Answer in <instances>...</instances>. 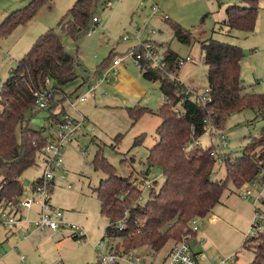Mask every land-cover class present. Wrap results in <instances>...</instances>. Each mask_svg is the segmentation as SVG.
<instances>
[{"label":"rangeland","instance_id":"374dc122","mask_svg":"<svg viewBox=\"0 0 264 264\" xmlns=\"http://www.w3.org/2000/svg\"><path fill=\"white\" fill-rule=\"evenodd\" d=\"M31 1L0 0V24L6 15L23 9ZM76 1H53L44 6L27 25L18 27L11 35L0 40V91L12 75L17 62L30 51L36 39L51 28H55L63 37L67 51L73 56H78L82 65V68L78 69L79 77L66 87V91L77 90L79 97L86 94L83 89L86 86L79 88L82 82L81 77L86 78V72H88L93 78L98 68L103 67L110 58L105 65L107 68L117 56L126 58L125 64H122V68L119 67V69L126 71L127 77L133 79L136 87L128 91L112 92V94L107 92L105 97L102 96L101 91L97 90L100 94L96 101L79 103L74 96L71 102L76 101L75 106L67 105V113L71 117L85 116L89 119L90 125L86 126L88 128L85 130L87 134L85 137L70 143L65 148L64 170L59 174L60 179H56L50 196L54 207L63 209L68 220L85 229L86 239L78 241L72 237L63 238L60 233L45 232L35 234L30 240L24 241L18 238L15 230L11 232L9 229H1L0 262L6 253L8 256L0 264H97L100 262V255L107 254L106 249L97 251L96 248L102 240L105 243L109 242L108 239H104L108 220L101 214L100 201L95 191L101 180L107 176L101 171H95L92 167V160L98 150H102L104 157L115 167L119 176L130 177L141 190H146L144 183L147 179L152 182L157 179L156 188L162 185L164 179L160 169L156 168L151 174H145V163L149 150L157 142L156 130L161 124V119L156 114H145L133 125L128 109L139 106L157 113L165 103V98L160 90L159 82L144 80L141 70L131 61L129 50L138 43L151 41L156 44L160 53L171 49L180 57L191 56L194 62L185 65L179 72V79L184 83L197 86L200 92L208 88V67L204 61L201 45L198 42L191 46L180 43L175 38L170 22L164 21L160 15L170 17V11L176 9L180 12L177 14L178 17L183 19L185 25L172 19L190 30L197 41H205L212 37L240 46L245 54L241 64L244 93L264 94V0H260L256 30L251 35L236 31L229 33L227 28L223 30L218 28L217 24L226 18L225 9L220 10L218 0H202L200 1L202 4L198 2L199 0H196L197 4L194 0H111L109 3L103 0L96 12V16L100 19L99 24L90 27L91 35L86 32L75 41L64 35L58 25ZM221 1L223 3L225 0ZM181 2L186 6L184 9L181 8ZM153 5L159 8L157 15H153L151 9ZM199 5L208 6L209 12H204L205 14L199 17ZM204 15L206 18L203 20ZM197 25L201 26L198 31L192 29ZM213 31L216 33L213 34ZM125 37L129 39L125 41ZM94 81L98 83L96 79H93L92 83ZM136 90L142 94L139 98L130 93H137ZM124 101H127V104ZM47 118L46 112L38 113L31 121L32 128L42 130L50 127L52 129L55 125L51 124ZM263 128L262 116L258 111L248 109L232 115L220 133L209 132L203 136L200 139L201 147L214 146L213 151L215 149L219 151L217 136L225 135L228 138V146L224 149V154L229 156L228 158H235L242 154L252 138L260 136ZM17 135L20 139L19 130ZM120 135L122 139L117 143L116 139ZM141 135H144L141 143L134 146L136 138ZM42 174V167L38 162L23 174L22 181L32 187ZM214 178L224 180L226 168L224 166L215 168ZM242 189L236 190L230 185L213 213L204 219L197 220L201 226L197 238L203 242L202 251L214 263L218 262L220 257L224 258L241 250L239 264H250L255 259L253 249H256L258 245L250 242V250L243 248L246 237L250 236V227L254 218V200L243 199ZM148 195L149 192L144 191L140 200L141 204L146 202ZM28 196L26 190L24 197ZM34 216L33 211L31 218ZM212 218L215 220L212 221ZM5 231L11 233L10 242L4 241ZM60 237L65 240L62 241ZM120 241H113L114 245L121 243ZM13 243L20 244V247L18 250L14 249L12 254L9 251ZM173 245L174 242L169 241L158 253L154 252L150 246H146L134 251L132 255L146 257L147 264H162ZM194 250L199 251L201 248L196 247ZM21 256L25 257L24 261H21ZM126 258L130 259V256ZM119 264L129 263L119 262Z\"/></svg>","mask_w":264,"mask_h":264},{"label":"trees","instance_id":"16d2710c","mask_svg":"<svg viewBox=\"0 0 264 264\" xmlns=\"http://www.w3.org/2000/svg\"><path fill=\"white\" fill-rule=\"evenodd\" d=\"M53 1L32 0L23 9L8 14L0 24V40L11 35L18 27L27 25L44 6ZM102 1L77 0L58 25L63 34L77 41L88 32ZM110 1L107 0V3ZM259 5L260 0H243L241 4L228 6L226 18L217 24L218 28H227L229 33L254 34ZM205 18L206 15L203 20ZM170 26L180 43L191 46L198 42L201 45L208 67L211 101L203 104L185 92L184 84L171 80L161 71L149 67L141 70L144 79L159 82L165 103L157 113L139 106L128 111L133 125L145 114H156L161 119L156 130L157 142L149 150L145 163V174L160 169L164 179L162 185L156 188L158 181L155 179L149 189L141 190L130 177L117 174L102 150H98L92 160L94 170L107 176L95 191L101 214L108 220L104 239H108L112 245L113 241L121 240L115 245L119 255H128L146 246L158 253L169 241L178 242L185 231L190 230L195 219H204L213 213L230 185L236 190L244 189L259 178L264 167V128L259 137L250 140L240 156L225 160L224 180L214 178V146H192L188 149L207 134L209 127L224 130L228 119L236 113L256 110L264 119V94L244 93L241 64L245 54L240 46L212 37L199 42L180 23L170 22ZM164 55L169 63L168 69L172 71L180 56L171 49ZM109 61L110 58L106 64ZM106 64L94 72L93 78L86 72L88 76L81 77L79 88L93 84V79L99 80ZM79 68H82L79 57L67 51L63 37L55 28H51L17 62L12 75L4 83L0 91V198L17 204L24 195L22 176L38 164L40 149L47 141L44 136L46 129H33L31 121L38 113L46 112L47 120L57 127L71 117L67 113V105L74 96L76 101L81 96L77 95V90L66 91V87L79 77ZM47 82L51 84L53 97L49 101V108L42 111L35 105L36 94L47 88ZM182 99L184 102H181ZM143 137L136 138L134 146L139 145ZM121 139L122 135L116 142L119 143ZM39 182L40 179L33 185ZM144 191L149 195L146 202L141 204ZM127 212L126 227L119 230L118 223ZM248 245L249 241L246 240L243 247ZM254 253L255 259L250 264H264V241Z\"/></svg>","mask_w":264,"mask_h":264},{"label":"built area","instance_id":"2783aa9c","mask_svg":"<svg viewBox=\"0 0 264 264\" xmlns=\"http://www.w3.org/2000/svg\"><path fill=\"white\" fill-rule=\"evenodd\" d=\"M153 15L159 13L157 5L152 6ZM164 21H169L168 15H160ZM100 19L94 16L91 26L99 24ZM94 30V29H93ZM88 35H91L89 29ZM129 38L125 37L127 41ZM131 50V51H130ZM129 50L130 58L133 65L140 70L144 67H149L151 70L161 71L171 80L178 81L184 84L179 79V72L186 64L194 62L191 56L180 57L176 63V68L172 71L168 69V61L164 53H160L156 44L151 41L138 43ZM126 58L117 56L105 68L100 76L99 82L89 89V91L78 98L79 102L85 103L88 97H95L97 94V86L100 83L111 84L118 76V68L125 64ZM184 90L188 94H192L193 98L199 99L203 104L211 101L210 90L206 88L204 92H200L198 88L184 84ZM51 84L47 82V88L36 94L35 105L38 109L45 111L49 108V101L52 99ZM181 102H184L182 99ZM74 107L76 102H69ZM89 120L82 116L80 118L67 117L65 123L59 125L47 137L46 144L40 149V154L44 159L43 174L40 182L37 185L30 187L24 185V193L27 190L28 197L22 196L17 204H12L0 198V230L9 229L11 232L15 230L18 238L28 241L35 234L52 232L60 233L62 236L72 237L78 241L86 239L85 229L78 224L68 220L65 212L62 209L56 208L51 203V188L54 186L56 179H60L59 174L64 170V152L65 148L73 142L78 141L85 136V130L89 126ZM220 133V130L209 127L208 132ZM219 142V151H212V156L216 159V168H221L225 164V160L229 156L224 154V149L228 146V138L225 135L217 136ZM192 146H201L200 139L196 140ZM63 178V177H62ZM145 189H149L152 185L151 180L145 181ZM241 196L246 201L254 200V218L250 227V236L246 240L255 245H260L264 241V167L261 169L259 178L250 182L244 190L241 191ZM35 212L34 218H31V212ZM118 223L119 230L126 227V218ZM195 219L192 222L190 230H186L181 239L174 243L167 258L162 264H239V258L242 253L238 251L234 254L221 258L218 262L210 261L204 251H202L203 242L197 238L201 230V226ZM215 218H212L214 221ZM172 227V225H169ZM14 234V233H13ZM249 246V245H248ZM243 247V248H247ZM199 247L201 250L195 251L194 248ZM97 251L106 249V255H100V262L103 264H119V262L129 264H147L146 257H135L132 253L128 255H119L115 251V245L105 243L104 240L97 245ZM18 249V246H17ZM255 249H253L254 251ZM126 256H130L127 259ZM22 259H25L22 256Z\"/></svg>","mask_w":264,"mask_h":264},{"label":"crops","instance_id":"0c3cea01","mask_svg":"<svg viewBox=\"0 0 264 264\" xmlns=\"http://www.w3.org/2000/svg\"><path fill=\"white\" fill-rule=\"evenodd\" d=\"M200 1H202V0H199L198 2L200 3V4H202V2H200ZM218 1H220V10H223V9H225V12H226V9H227V7L228 6H231V5H234V4H241L242 3V1L243 0H225L223 3H222V1L221 0H218ZM194 2H195V4H197L196 3V0H194ZM186 6H185V4L184 3H182L181 2V8L182 9H184ZM207 10V11H206ZM199 17L201 16V15H203V14H205L204 12H209V7L208 6H204V5H199ZM180 12L179 11H176V9L174 10V11H170V14H171V16L169 17V21L168 22H176V21H174V20H177V21H179V22H181L183 25H185V23H184V21H183V19H181L180 17H178V15L177 14H179ZM176 15H177V17H176ZM7 16V15H6ZM6 16H5V18H6ZM205 16V15H204ZM198 17V18H199ZM174 20H173V19ZM183 21V22H182ZM201 28V26H199V25H197L195 28H192V29H194V30H196V31H198L199 29ZM37 40V39H36ZM137 45V44H136ZM136 45H134V46H136ZM133 46V47H134ZM121 67V66H120ZM122 68V67H121ZM121 68L119 69L118 68V76L115 78V80H113L112 81V83L111 84H106V83H101L102 85H100L99 86V84H98V86H99V88H98V86H97V90H99V91H101L100 93H102V96H104L105 97V94H107V92L108 93H110V94H112V92H120V90H121V92H123V91H128L129 89H134V87H136V84L135 83H133V79H129L128 77H127V74H126V71L124 70V69H122L121 70ZM142 73V72H141ZM88 76V75H87ZM142 76H143V74H142ZM144 78V77H143ZM144 80H146V79H144ZM98 82H99V80H97ZM146 81H148V80H146ZM149 82H151V81H149ZM154 83V82H153ZM184 83V82H183ZM208 83V82H207ZM97 83L94 81V83L93 84H89L88 86H86V88H83V89H85V91H86V93L89 91V89L91 88V87H93V86H95ZM184 84H187V83H184ZM187 85H189V86H194L193 84H187ZM103 87V88H102ZM194 87H196V88H198L197 86H194ZM206 89V88H205ZM99 91L97 92V94H96V96L95 97H88V99L89 100H87L85 103H87L88 101H90V100H93V101H96L97 100V98H98V95L100 94L99 93ZM136 91H138V90H136ZM130 93H132V94H134L135 96L134 97H137V98H139L142 94L138 91L137 93H135V92H130ZM144 94V93H143ZM85 95V94H84ZM79 103H82V102H79ZM124 103H126L127 104V101H124ZM87 118V117H86ZM89 120V119H88ZM45 129H47V128H45ZM54 129H56V126L54 127V126H52V129L49 127L47 130H46V132H45V134H44V136L45 137H48L49 136V134L52 132V131H54ZM87 134H85V136H86ZM84 136V137H85ZM81 139V138H80ZM79 139V140H80ZM38 162H39V164L41 165V167H42V171H43V163H44V159H43V157L42 156H40L39 157V159H38ZM28 184V183H27ZM63 210V209H62ZM65 212V211H64ZM65 215H66V212H65ZM66 217H67V215H66ZM217 219V218H216ZM6 232V231H5ZM4 234H6V237L4 238V241H7V242H10V240L12 239V236H11V233L10 232H6V233H4ZM7 235H9V236H7ZM62 236V235H61ZM63 238H65V237H67V236H62ZM62 237H60L61 239H62V241L63 240H65V239H63ZM17 246H18V249H19V247H20V244H18V243H13V245H12V247H11V249H10V251H9V253H14V249H16V250H18L17 249ZM6 256H8V253H6ZM6 256H4L3 258H2V261L0 262V263H3L4 261H5V259H6ZM21 258V261H24L25 259H22V256L20 257ZM222 257H220L218 260H220ZM210 259V261H212V262H214L211 258H209ZM217 260V261H218Z\"/></svg>","mask_w":264,"mask_h":264},{"label":"water","instance_id":"95a60500","mask_svg":"<svg viewBox=\"0 0 264 264\" xmlns=\"http://www.w3.org/2000/svg\"><path fill=\"white\" fill-rule=\"evenodd\" d=\"M24 185H27V182H24Z\"/></svg>","mask_w":264,"mask_h":264}]
</instances>
